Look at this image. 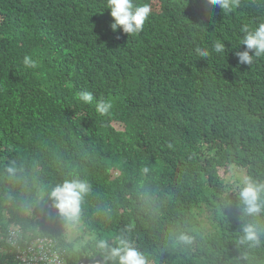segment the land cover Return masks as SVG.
Instances as JSON below:
<instances>
[{"label":"trees","instance_id":"16d2710c","mask_svg":"<svg viewBox=\"0 0 264 264\" xmlns=\"http://www.w3.org/2000/svg\"><path fill=\"white\" fill-rule=\"evenodd\" d=\"M144 2L153 15L128 37L110 28L106 0H0V264L18 263L15 235L54 241L67 264L103 259L98 241L117 237L147 264H264V211L246 215L239 198L246 178L264 183V57L234 54L241 29L264 23V0L228 13ZM216 40L226 54L211 51ZM231 168L243 182H225ZM73 179L90 186L76 219L50 196ZM75 220L94 235L77 250L65 242ZM249 224L258 243L243 240Z\"/></svg>","mask_w":264,"mask_h":264},{"label":"clouds","instance_id":"9594fccd","mask_svg":"<svg viewBox=\"0 0 264 264\" xmlns=\"http://www.w3.org/2000/svg\"><path fill=\"white\" fill-rule=\"evenodd\" d=\"M238 0H206L209 6L218 7L224 13L231 12L236 6ZM112 18L110 28L115 32L121 30L129 36H138L144 29L146 21L153 15V9L149 3L144 0H106V8ZM243 36L240 44L244 45L243 51H235L240 64L250 65L257 58L264 57V23L255 28H249L247 25L241 29ZM199 57L206 59L210 56L207 48L197 47L195 49ZM212 52L216 54H226L225 43L216 40L212 46ZM23 64L26 68H36L37 62L29 56H25ZM79 99L90 104L94 97L92 92L84 91L78 93ZM113 105L110 101H98L96 111L101 115L109 114ZM147 171V169H145ZM89 184L86 181L73 179L57 185L50 192V196L56 201L57 209L65 216L76 219L80 212V203L83 196L89 191ZM264 183H258L250 178H246L243 187L239 191V198L245 206L243 211L246 215L255 216L264 211ZM243 240L258 243V231L255 225L249 224L243 228ZM33 236V235H32ZM31 240L43 239L53 244L55 250L60 249L56 243L45 237H35ZM178 239L187 244L191 238L181 235ZM97 247L100 250L103 259L114 261L116 264H147V258L141 254L132 244L120 237L116 238V246H110L107 241L99 240ZM62 252V264H67ZM18 264V263H17Z\"/></svg>","mask_w":264,"mask_h":264},{"label":"built area","instance_id":"2783aa9c","mask_svg":"<svg viewBox=\"0 0 264 264\" xmlns=\"http://www.w3.org/2000/svg\"><path fill=\"white\" fill-rule=\"evenodd\" d=\"M16 236L8 240L7 244L15 252L18 264H62V252L55 250L51 242L25 238L24 242L19 243Z\"/></svg>","mask_w":264,"mask_h":264},{"label":"rangeland","instance_id":"374dc122","mask_svg":"<svg viewBox=\"0 0 264 264\" xmlns=\"http://www.w3.org/2000/svg\"><path fill=\"white\" fill-rule=\"evenodd\" d=\"M36 51L32 52V55L35 56ZM31 56V57H33ZM221 177L225 180L226 183L236 185L237 181L243 182V173L237 170L236 168L228 169L225 173H221ZM66 243H72L73 250L79 249L81 246L85 245L91 240H94V235L88 234L81 230V224L75 220L71 221L67 225L66 229Z\"/></svg>","mask_w":264,"mask_h":264},{"label":"water","instance_id":"95a60500","mask_svg":"<svg viewBox=\"0 0 264 264\" xmlns=\"http://www.w3.org/2000/svg\"><path fill=\"white\" fill-rule=\"evenodd\" d=\"M76 264H105L103 259L100 256H96L91 259H82Z\"/></svg>","mask_w":264,"mask_h":264}]
</instances>
